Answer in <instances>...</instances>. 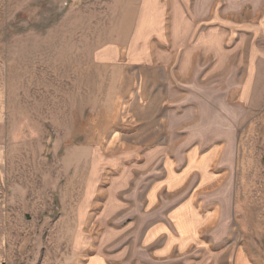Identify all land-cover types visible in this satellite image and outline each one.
<instances>
[{"label": "rangeland", "instance_id": "1", "mask_svg": "<svg viewBox=\"0 0 264 264\" xmlns=\"http://www.w3.org/2000/svg\"><path fill=\"white\" fill-rule=\"evenodd\" d=\"M243 1L0 0V264H159L146 191L204 139L229 224L169 264H264V3Z\"/></svg>", "mask_w": 264, "mask_h": 264}, {"label": "crops", "instance_id": "2", "mask_svg": "<svg viewBox=\"0 0 264 264\" xmlns=\"http://www.w3.org/2000/svg\"><path fill=\"white\" fill-rule=\"evenodd\" d=\"M207 2L236 3L239 0H207ZM259 2L264 3V0ZM186 146L189 148L185 154L162 161L160 171H154L153 182L145 194V205L148 204L151 208L142 212L144 221L142 220L141 243L153 251L154 262L159 264H169L174 262L176 257L190 254L192 245L201 241L204 230L218 212L208 210L209 205L215 206L220 201L224 202V210L228 213L232 203L230 196L223 201L219 196L229 188V183L221 190L212 191L219 179L215 165L222 163V160L216 157L214 146L205 139L198 144ZM205 189L208 190L203 192ZM228 224L227 214L213 221L210 229L213 228L215 231L209 233L211 242L214 244L218 242L217 229ZM214 254L215 259H220L224 253ZM110 263V259L101 254L90 256L84 262V264ZM233 264H250L244 250L240 249L236 252Z\"/></svg>", "mask_w": 264, "mask_h": 264}]
</instances>
